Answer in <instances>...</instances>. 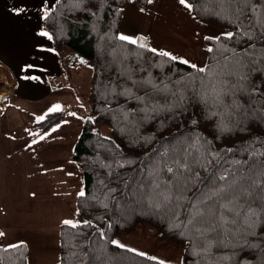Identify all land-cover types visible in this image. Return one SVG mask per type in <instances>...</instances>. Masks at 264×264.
Wrapping results in <instances>:
<instances>
[{
    "label": "trees",
    "instance_id": "16d2710c",
    "mask_svg": "<svg viewBox=\"0 0 264 264\" xmlns=\"http://www.w3.org/2000/svg\"><path fill=\"white\" fill-rule=\"evenodd\" d=\"M127 1L58 0L42 21L64 71H70L67 63L79 56L92 68L87 96L91 116L84 121L72 153L82 170L86 194L76 200L79 226L60 227L57 264H159L158 259L112 243L115 234L132 233L141 224L183 246L185 264H264V211L254 223L240 211L249 205L264 210V192L252 189V195L242 196L237 189L240 215L221 208L224 201L217 198L203 206L204 214L196 218L194 226L187 227L181 223L193 213L187 203L178 210L177 218L174 205L156 208L145 198L147 173L160 160V153L181 148L196 136L208 141L206 147L218 151L223 160L247 161L244 171L252 168L254 173L264 172V156L249 159L254 151L264 152V62L250 73L247 92L224 97L225 105L237 101L239 111L213 107L211 102L206 105L194 94L201 78L208 82L205 73L158 55L159 50L153 53L146 41L132 44L119 39ZM132 2L140 7L149 4L148 0ZM188 3L199 20L225 30L223 33H237L232 40H207L204 67H223V58L230 57L231 50L240 52L250 43L256 45L257 56L264 50V28L257 23L264 19V0ZM249 5L257 6L258 11L253 13ZM240 29L253 32V39L242 36ZM209 47L214 52H208ZM68 49L74 53L68 54ZM252 88L256 93L250 95ZM181 93L189 99L175 106ZM68 113L66 109L48 112L44 120L31 125L36 129L33 139L51 131ZM193 119L196 125L191 123ZM212 171L201 173L205 192L216 182L208 179ZM141 184L143 191H138ZM106 222L104 232L96 231ZM17 245L21 246L6 245L0 235V264H30L26 245Z\"/></svg>",
    "mask_w": 264,
    "mask_h": 264
},
{
    "label": "crops",
    "instance_id": "0c3cea01",
    "mask_svg": "<svg viewBox=\"0 0 264 264\" xmlns=\"http://www.w3.org/2000/svg\"><path fill=\"white\" fill-rule=\"evenodd\" d=\"M57 1L0 0V65L13 84L3 106L11 98L22 101L0 115V233L8 246L26 245L30 264L59 262L60 227L64 220L77 221L76 200L83 189L82 170L72 159L82 124L69 115L76 108L64 93V69L52 40L39 35L46 32L45 13ZM17 9L23 11L17 15ZM125 10L120 35L131 38L133 16L140 15L147 23L144 34L159 51H167L165 39H180L179 25H188L175 15L191 20L179 0H152L146 7L132 2ZM39 103L41 113L35 108ZM54 105L68 115L45 139H33L31 125Z\"/></svg>",
    "mask_w": 264,
    "mask_h": 264
},
{
    "label": "snow or ice",
    "instance_id": "6c2138e0",
    "mask_svg": "<svg viewBox=\"0 0 264 264\" xmlns=\"http://www.w3.org/2000/svg\"><path fill=\"white\" fill-rule=\"evenodd\" d=\"M149 3L152 0H148ZM181 5H184L188 9H192V4L188 3V0H179ZM251 11L256 13L258 11L257 6L249 5ZM16 14L19 15L23 9L15 10ZM45 18H47V13H45ZM257 23L264 28V19H260ZM242 36L246 37L251 41L254 37V33L240 29ZM41 36H47L51 39V36L44 31L39 33ZM264 36V31L261 32ZM237 36L235 32L222 33L221 36L217 37H205L206 40H216L220 41L222 38L232 40ZM119 39L122 41H128L132 44H136L137 40L131 39L128 36L120 35ZM144 47V45H141ZM153 53H157V49H150ZM208 52H214L212 47L207 49ZM232 55L230 57H224L222 64L223 67L215 65L213 67H198L196 64H192L187 59H183L172 55L167 51H159L158 55L162 57H167L172 61L187 65L199 73H205L209 79L207 83H204V79L201 78L200 86L198 91L194 94L198 101L204 104L212 103L213 107H230L234 111H239L241 105L233 100L230 105L224 104V97H232L237 92H247L246 87L250 73L255 69V65L264 62V50H260V55H256V45L249 44L247 48L240 52L235 49L231 50ZM218 69V70H217ZM36 79V77H32ZM234 81V82H232ZM256 89L252 88L249 94H255ZM174 95H176L174 93ZM142 99V98H141ZM183 93L177 96L176 105H184L188 100ZM61 110L60 105H54L49 109V112H58ZM264 110V109H262ZM217 113H213L216 115ZM69 115H75V113H69ZM45 116L37 117V120L42 121ZM193 125L197 124V121L193 119L191 121ZM56 126L51 129V131H56ZM40 139H45L44 136H40ZM32 143H37L33 141ZM208 141H201L199 136L194 139L190 138V141L181 148H171L165 149L160 153V160L156 162L152 171L148 172V192L146 195V200L149 202L150 206L161 208L168 207L169 205H174L176 211H173V215L179 217V209L184 206L185 203L188 207L193 209V213L189 214V219L187 221H182L187 227L188 224H193L197 217L202 216L203 206L209 204L211 201L220 198L224 201L220 205L221 208L227 209L235 215H240V211L243 212L244 216L252 220L253 223L259 218L260 213L264 210H258L256 208L248 207L238 211L239 201L236 198L235 192L239 189L242 196L252 195V189H257L264 192V172H255L252 168L247 171L243 170L244 165L247 161L233 160L228 162L223 160L220 153L211 147H206ZM231 151V149H229ZM260 155L264 156V152H252L249 159ZM227 165V167H225ZM119 167H124V164L118 165ZM212 168L213 171L209 173L208 179L211 181L215 179V183L211 186L208 192L204 191L201 186L204 183L205 177L201 175L202 172L208 173L209 169ZM221 168L224 170L221 172ZM127 187V185H126ZM144 186L138 185V191H143ZM110 192H114L115 189H109ZM192 193V195H189ZM85 191L82 189L78 196H85ZM89 221H83V224L87 225ZM64 225L71 226L72 228H77L79 222H74L73 220H64ZM179 227V225H177ZM3 235V233H0ZM113 244H117L119 247H125L123 244H119L118 241L113 240ZM21 245H12L11 247H20ZM130 251H135L130 249ZM143 256L144 253H138ZM151 259H155L154 257ZM159 264H164L160 261Z\"/></svg>",
    "mask_w": 264,
    "mask_h": 264
},
{
    "label": "rangeland",
    "instance_id": "374dc122",
    "mask_svg": "<svg viewBox=\"0 0 264 264\" xmlns=\"http://www.w3.org/2000/svg\"><path fill=\"white\" fill-rule=\"evenodd\" d=\"M127 3L130 5L132 0H128ZM127 9L126 7V15ZM186 13L191 15V20H189L187 16L182 17L180 13L175 15L176 18L183 19L188 25H179L178 33L181 34L180 39L164 40L168 46L166 50L174 56L187 59L198 67H204L207 63L206 47L208 46L205 37H217L225 32V30L199 20L192 14V9L186 8ZM146 29L147 23H141L140 15H137V18L134 15L133 21L131 22V38L136 40V36H140L141 40L137 39V41L141 42L143 40V43L146 41L151 45L148 37L144 34ZM170 37L173 38L174 33H171ZM73 53V50L68 49V54ZM66 67L70 71H64L62 80L66 89L64 93L68 100L74 101L73 106L76 108L74 117L77 118L78 122L83 126L84 121L91 116L90 102L87 96L90 89L89 80L92 68L88 64L87 59L82 56L70 59ZM5 71V68L0 65V92L4 93L5 97H8L7 95L11 92L13 84L10 83L8 77L4 75ZM12 99L13 98L9 100L8 107L3 106L4 101L0 102V115L5 110H8V108H10L9 110H15L22 106V101ZM35 106L37 112L41 113V111H43L40 107V103L35 104ZM103 130L105 132L109 131L106 127H103ZM113 240L118 241L119 244H123L127 248L134 249L139 253H144L147 256L154 257L165 263L185 264L183 246L162 238L156 229L145 224L139 225L134 232L129 234L117 233L114 235Z\"/></svg>",
    "mask_w": 264,
    "mask_h": 264
},
{
    "label": "water",
    "instance_id": "95a60500",
    "mask_svg": "<svg viewBox=\"0 0 264 264\" xmlns=\"http://www.w3.org/2000/svg\"><path fill=\"white\" fill-rule=\"evenodd\" d=\"M108 226V222L105 223L103 227H98L96 231L98 232H104Z\"/></svg>",
    "mask_w": 264,
    "mask_h": 264
},
{
    "label": "bare ground",
    "instance_id": "6f19581e",
    "mask_svg": "<svg viewBox=\"0 0 264 264\" xmlns=\"http://www.w3.org/2000/svg\"><path fill=\"white\" fill-rule=\"evenodd\" d=\"M4 97H5L4 93L0 92V101H2Z\"/></svg>",
    "mask_w": 264,
    "mask_h": 264
},
{
    "label": "built area",
    "instance_id": "2783aa9c",
    "mask_svg": "<svg viewBox=\"0 0 264 264\" xmlns=\"http://www.w3.org/2000/svg\"><path fill=\"white\" fill-rule=\"evenodd\" d=\"M5 99H6V97L2 101H5ZM2 101H0V102H2Z\"/></svg>",
    "mask_w": 264,
    "mask_h": 264
}]
</instances>
